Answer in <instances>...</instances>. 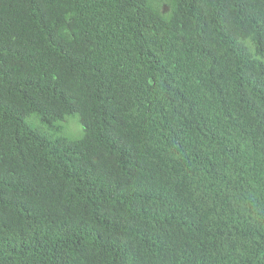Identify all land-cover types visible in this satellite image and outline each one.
<instances>
[{
    "label": "trees",
    "instance_id": "16d2710c",
    "mask_svg": "<svg viewBox=\"0 0 264 264\" xmlns=\"http://www.w3.org/2000/svg\"><path fill=\"white\" fill-rule=\"evenodd\" d=\"M0 264H264V0H0Z\"/></svg>",
    "mask_w": 264,
    "mask_h": 264
}]
</instances>
